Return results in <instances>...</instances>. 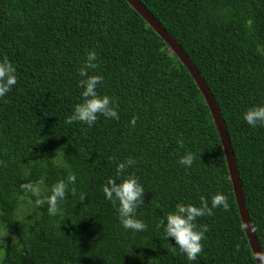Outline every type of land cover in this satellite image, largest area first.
<instances>
[{"label": "trees", "instance_id": "1", "mask_svg": "<svg viewBox=\"0 0 264 264\" xmlns=\"http://www.w3.org/2000/svg\"><path fill=\"white\" fill-rule=\"evenodd\" d=\"M169 31L205 79L234 150L252 225L264 255V126L243 114L264 104V0H140ZM95 50L104 77L98 91L118 103L119 120L96 124L67 116L81 100L79 69ZM18 82L0 99V223L15 238L4 264H258L230 179L212 112L193 76L165 40L127 0H0V58ZM136 118L135 126L131 121ZM183 140V144L178 141ZM195 154L190 168L179 161ZM127 169L145 188L137 218L147 229L120 224L103 185ZM77 177L62 212L47 204L18 216L21 185L42 191ZM222 192L229 209L197 218L207 225L197 261L172 246L162 221L177 203L199 205ZM80 193L86 198L80 201ZM170 243H175L169 238Z\"/></svg>", "mask_w": 264, "mask_h": 264}, {"label": "clouds", "instance_id": "2", "mask_svg": "<svg viewBox=\"0 0 264 264\" xmlns=\"http://www.w3.org/2000/svg\"><path fill=\"white\" fill-rule=\"evenodd\" d=\"M98 57L95 50H89L85 66L79 69V87L82 89L81 100L76 103L72 113L67 116L68 124L78 122L93 127L98 119L111 118L119 120L117 111L118 103L107 95L101 94L98 89L104 82L103 75H90L89 69L98 67ZM18 71L16 65L7 56L0 58V99L5 98L17 85ZM244 121L255 128L264 126V104L254 105L243 114ZM136 118L133 117L131 123L135 126ZM183 144V140L178 141ZM195 160V154L186 152L181 156L179 163L185 168H190ZM136 164L135 158H128L126 161L119 162L116 166V176L109 177L103 185V194L107 201L117 206V214L120 224L124 229L133 232H141L147 229V224L137 218V209L144 203L145 188L135 174L127 172L130 166ZM77 177L69 174L66 178L57 180L52 184L50 192L45 195L42 191L43 181L27 182L21 185L25 193H31L36 197L35 203L40 206L47 204L50 216L60 215L62 205L69 194H75ZM27 194V195H28ZM25 195V196H27ZM85 193H80L79 200L84 201ZM222 207L228 210L230 205L228 198L222 192L214 194L211 198V206L206 198L201 197L199 205L177 203L174 210L170 211L165 221H162L164 236L172 246V251L179 249L184 253L188 261H197L198 256L203 251V241L208 232V226L199 225L197 218L212 216L213 209ZM32 212L31 206H29ZM169 238H173L175 243H170ZM17 241V238H15Z\"/></svg>", "mask_w": 264, "mask_h": 264}, {"label": "water", "instance_id": "3", "mask_svg": "<svg viewBox=\"0 0 264 264\" xmlns=\"http://www.w3.org/2000/svg\"><path fill=\"white\" fill-rule=\"evenodd\" d=\"M135 10L142 15V17L147 21V23L154 28L160 37H162L165 42L169 45L170 49L178 56L181 62L187 67L190 74L195 79L198 84L199 89L202 91L204 98L212 112L214 121L219 130L220 138L222 141V146L224 153L226 155L228 169L230 173V179L234 186L236 201L238 204L239 212L243 221V226L246 230L249 244L253 251V254L257 260L258 264H264V255L262 247L258 241V237L254 226L252 225V220L249 215V210L246 204L245 193L243 191L242 180L240 177V172L237 167L236 156L231 145V140L227 131L226 123L222 117L220 109L213 97L210 89L208 88L205 79L201 76L198 68L193 64L189 55L180 46L177 40L169 33V31L157 20L154 15H152L147 8L143 5L140 0H127Z\"/></svg>", "mask_w": 264, "mask_h": 264}, {"label": "rangeland", "instance_id": "4", "mask_svg": "<svg viewBox=\"0 0 264 264\" xmlns=\"http://www.w3.org/2000/svg\"><path fill=\"white\" fill-rule=\"evenodd\" d=\"M32 194L29 193L27 196L21 198L20 200V207L18 210V216L24 219L25 214L27 211H30L29 206L32 205ZM1 210V208H0ZM2 212V210H1ZM11 241L14 243V245H17V241H15L14 235H12L8 230H6L0 223V245L4 242ZM5 249L0 248V264H4V258H5Z\"/></svg>", "mask_w": 264, "mask_h": 264}]
</instances>
